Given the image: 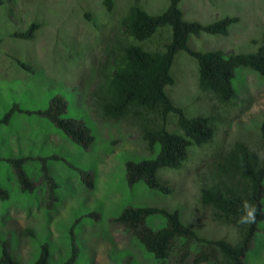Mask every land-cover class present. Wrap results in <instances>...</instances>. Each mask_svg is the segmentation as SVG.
Here are the masks:
<instances>
[{
	"label": "rangeland",
	"instance_id": "1",
	"mask_svg": "<svg viewBox=\"0 0 264 264\" xmlns=\"http://www.w3.org/2000/svg\"><path fill=\"white\" fill-rule=\"evenodd\" d=\"M132 3L158 13L168 1L114 0L112 11H107L102 0H6L0 9V116L13 102L18 101L27 108L43 107L49 97L61 92L72 95L74 107L89 116L96 133L94 144L85 151L36 116H31L30 121L24 118L0 127V157L48 154L64 157L61 164L50 162V172L60 188L59 199L50 210L42 208V203L30 205L21 197L15 177L0 162L1 178L6 180L3 182L11 196L8 202L0 203L4 211L0 213V238H11L15 257L24 264H33L43 241L51 243L53 261L66 258L71 226L88 264H113L125 251L134 255L140 264H157L143 253L131 231L112 222L127 205L178 209L182 222L199 235L224 238L231 243L237 240L235 228L216 222L211 210L202 206L200 187L204 179L207 181L215 160L227 155L236 142L247 144L261 155L264 78L252 70H237L233 79L237 98L227 105L220 104L213 94L197 87L195 60L179 52L171 68L174 83L166 87V93L188 116L217 117L214 139L201 149L195 148L194 152L200 150L194 160L180 171L158 173L171 193L160 194L143 185L132 190L127 185L125 163L151 154L141 138L143 124L131 117L117 121L106 119L101 111L93 108V92L103 82L113 59L120 57L121 46L126 41L119 22ZM179 7L186 18L202 24L228 16L239 18L229 27L227 35L190 36L188 45L192 49L221 50L226 54L257 50L264 29V0H181ZM34 22L41 27L32 40L12 36ZM157 46L161 47L158 43L148 47ZM16 61L28 63L32 72L21 68ZM22 117L28 116L17 115L15 119ZM67 164L86 171L93 169L94 188L86 189L82 176ZM31 168L35 175L38 166L31 164ZM256 233L252 243L254 253L247 255L248 264H264V222ZM167 264L210 263H195L191 255L182 260L171 255Z\"/></svg>",
	"mask_w": 264,
	"mask_h": 264
},
{
	"label": "trees",
	"instance_id": "2",
	"mask_svg": "<svg viewBox=\"0 0 264 264\" xmlns=\"http://www.w3.org/2000/svg\"><path fill=\"white\" fill-rule=\"evenodd\" d=\"M167 6L150 12L136 3L128 5L120 19V27L126 37L121 46L120 57L113 59L103 82L94 93L93 108L101 111L106 119L135 118L143 124L141 136L151 154L139 160L125 163L127 185L133 190L139 185L167 195L171 193L158 173L161 170L180 171L192 162L196 152L209 144L215 136L219 120L214 115H187L184 108L173 103L166 87L174 83L171 68L174 58L184 52L197 64V87L213 94L220 104H229L237 96L233 79L239 69H248L264 78V29L258 48L253 52L224 53L221 50L197 51L188 45L190 36L201 33L227 35L236 16L225 17L208 24L186 18L179 4L181 0H167ZM107 11H112L114 0H102ZM6 0H0V9ZM6 7V6H5ZM88 18L89 14L84 13ZM40 23L30 24L24 31H15L12 36L30 41ZM163 33L165 37L162 38ZM159 37L161 43H159ZM158 43L161 47L147 46ZM147 46V47H146ZM16 63L28 72L27 63ZM54 95V94H53ZM72 95L58 92L43 107L27 108L13 102L0 116V127L10 122L31 120V116L48 122L55 131L67 137L73 144L88 151L95 141V125L88 115L74 107ZM17 115L28 116L17 118ZM15 119V120H14ZM14 120V121H13ZM47 123V124H48ZM9 128V127H7ZM51 128V129H53ZM53 129V130H54ZM261 155L247 144L236 142L224 157H218L214 168L200 187V202L209 208L212 219L223 226L237 230L233 243L224 238H207L197 233L181 220L180 211H169L155 206H125L112 222L131 231L137 245L146 256L167 264L171 255L180 260L192 256L195 263L248 264L247 255L254 253L252 243L258 226L264 222V124L260 129ZM195 148H200L194 152ZM63 156L37 155L0 157L15 177L21 197L31 204L50 210L59 197V183L51 174V161L61 164ZM31 164L38 166L33 175ZM67 166H71L67 164ZM11 169H10V168ZM82 176V184L94 188L95 171L71 166ZM4 168V171L7 170ZM1 170V168H0ZM3 171V172H4ZM0 173V203L11 199L10 190ZM4 212L0 208V213ZM251 212V217L248 213ZM160 220V223L154 221ZM78 225V220H76ZM68 231L69 252L61 261H53L51 243L43 241L36 252L33 264H88L83 257L80 243L73 232ZM33 234L32 231H29ZM4 238V240H3ZM0 238V264H24L14 254L11 238ZM191 252H194L193 255ZM118 256V255H117ZM113 264H140L129 251L120 254Z\"/></svg>",
	"mask_w": 264,
	"mask_h": 264
},
{
	"label": "clouds",
	"instance_id": "3",
	"mask_svg": "<svg viewBox=\"0 0 264 264\" xmlns=\"http://www.w3.org/2000/svg\"><path fill=\"white\" fill-rule=\"evenodd\" d=\"M249 217H251V212L248 213Z\"/></svg>",
	"mask_w": 264,
	"mask_h": 264
}]
</instances>
